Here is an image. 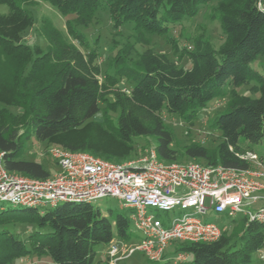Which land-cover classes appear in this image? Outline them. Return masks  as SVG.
<instances>
[{
	"label": "trees",
	"instance_id": "trees-1",
	"mask_svg": "<svg viewBox=\"0 0 264 264\" xmlns=\"http://www.w3.org/2000/svg\"><path fill=\"white\" fill-rule=\"evenodd\" d=\"M25 1L0 0L10 8L8 16L0 17V103L21 108L18 115L27 127L18 135L3 119L8 118V124L20 119L5 108L1 111L0 154L9 172L34 179L50 177L40 162L23 159L24 142L31 134L40 144L59 143L69 151L102 154L111 162L128 157L138 145L137 138H154L159 160L176 162L177 152L172 149L175 139L164 114L190 121L212 101L227 95L231 101L226 111L213 122L222 133L221 143L213 152L192 145L184 148L183 154L191 160H205L207 166L253 168L241 158L245 151L239 141L241 137L249 144L264 141V75L254 68L258 58L264 57V0H222L216 13L225 42L216 50L210 41L196 38L189 53L190 69L178 67L152 50L143 53L134 66L118 59H124L120 54L114 68L131 83L128 92L100 83L96 51L84 54L78 49L71 38L83 45L86 42L75 27L70 26L67 34L52 23L45 26L46 52L23 43L20 31L33 23L31 12L22 7ZM40 1L62 15H76L77 27L88 25L105 9L114 30L132 24L139 35H166L172 26L195 17L210 0ZM242 86H249L252 96L240 95L237 89ZM102 103L106 104L104 109ZM110 110L118 114L116 126L109 117L98 125L92 122L99 113ZM107 125L116 140L114 149L93 147L87 138L74 143L69 140L90 126L106 130ZM4 206L0 204V264L31 256H48L54 264H94L96 246L110 245L114 240L137 241L131 231V213L105 215L88 203H64L43 211ZM15 223L34 224L37 230L21 239L7 228ZM232 225L215 242L178 244L172 254L187 253L192 264L250 263L255 252L264 250V224L242 217L234 219ZM97 264H107V260Z\"/></svg>",
	"mask_w": 264,
	"mask_h": 264
},
{
	"label": "built area",
	"instance_id": "built-area-1",
	"mask_svg": "<svg viewBox=\"0 0 264 264\" xmlns=\"http://www.w3.org/2000/svg\"><path fill=\"white\" fill-rule=\"evenodd\" d=\"M49 155L59 173L34 179L9 172L0 154V204L43 211L64 203L95 205L107 197L118 199L122 208L131 212L130 219L142 237L135 245L114 240L106 253L107 264H127L136 253L152 264L188 263L187 253L169 256L174 244L212 243L227 231L198 218L210 211L232 220L243 214L248 221L264 224V205L254 207L264 200V171L196 162L165 163L155 150L125 165L58 147L50 148ZM241 158L260 163L252 151ZM149 210L169 214L168 220L149 214ZM177 211L183 215L177 216Z\"/></svg>",
	"mask_w": 264,
	"mask_h": 264
},
{
	"label": "rangeland",
	"instance_id": "rangeland-1",
	"mask_svg": "<svg viewBox=\"0 0 264 264\" xmlns=\"http://www.w3.org/2000/svg\"><path fill=\"white\" fill-rule=\"evenodd\" d=\"M222 0H210L208 4L202 6L199 13L195 17L186 18L181 23H178L171 27V30L166 35L158 34H142L139 35L134 30L132 24L122 26L118 30L113 29L112 20L108 10L102 9L97 12L93 20L86 26H76V15H62L52 5L40 0H26L22 6L24 9L31 12L32 25L26 29L20 28L17 31L21 32V40L23 43L34 47H39L41 52H46L49 46L48 40L44 34V28L49 23H52L56 28L65 33H69V27L77 28L84 36L86 45L81 44L78 40L71 38V41L81 50L84 54L90 53L92 49L96 51L95 64L100 69L99 80L104 86H109V89L117 88L122 91H129L131 89V83L128 79L120 77L116 74L117 68H114V62L120 54L124 55V59H121L130 66H134L138 63L143 53L148 50H152L156 53L165 55L170 61L174 62L178 67L184 69H190L192 62L189 56L190 51L193 48V41L196 38H203L211 42L212 46L218 50L225 42V36L223 34L222 25L218 20V14L216 13V7ZM10 8L7 5L0 4V17L8 16ZM122 50V53L119 51ZM254 68L264 75V57L258 58L254 63ZM112 77H116L113 80ZM240 95L252 96L249 86H242L237 89ZM231 101V95L216 99L212 101L207 107L203 108L197 113V116L192 120L186 121L180 115L169 116L164 114L166 125L171 128L174 135V143L172 149L177 152L178 163H199L206 165L205 160H191L184 156L183 150L192 145H201L210 152H213L216 147L222 141V133L219 129L213 127L214 119L226 111L229 102ZM101 107L104 109L106 104L102 103ZM7 109L8 112L20 119L18 114H21L22 109L16 107H6L3 103H0V120L3 115L1 111ZM108 115V116H107ZM112 118L115 126L118 119V114L113 110H110L108 114L103 112L99 113L92 122L101 124L105 118ZM4 118V117H3ZM23 120H12L10 124L8 118L3 119V123L6 126L11 127L13 130L18 131V135H22L27 127L24 126ZM24 123V124H23ZM107 123V122H106ZM112 123V122H111ZM108 126V125H107ZM92 127V126H90ZM85 129L81 132L74 134L69 140L70 142H80L83 138H87L89 143L93 147H102L107 149H114L116 140L113 135L112 129L92 127ZM78 139H80L78 141ZM86 139V140H87ZM85 140V139H83ZM87 140V141H88ZM137 146L131 152V154L121 160H116L118 164H128L134 162L146 156L150 150H155L157 141L154 138L141 137L136 139ZM63 148L61 144H40L37 142L34 134H31V138L24 142L23 146V159L30 161L40 162L45 170L50 173V177H53L59 173L57 165L54 163L49 155L50 148ZM239 147L246 151H252L256 153L260 158V163H252V169L264 171V141L259 144H249L243 137L240 138ZM98 158H106L102 154H97ZM263 165V166H262ZM264 183V178L262 179ZM264 195V190L261 192ZM264 205L259 203L255 208ZM95 206L99 207L105 215H109L111 212L113 215L119 213L130 214L129 210L122 208L118 199L104 198L98 201ZM4 207H8L4 206ZM177 216L181 217L182 212H176ZM149 214L155 215L163 221L168 220L166 213L159 212L157 210H149ZM243 214H238L235 220H239L243 217ZM204 223H216L222 228H233V220L227 215H216L213 212H209L205 216H198ZM9 230L18 234L21 239H25L31 232L37 230L36 225L30 223H15L7 226ZM229 228V229H230ZM131 231L134 232L135 239L131 244L135 245L142 237V233L134 226L131 225ZM229 231V230H228ZM178 244H174L170 251V257H173L172 252L176 250ZM109 249V245H99L94 248L96 252V258L94 264L104 263L107 260L106 253ZM264 250L255 252L252 255V261L247 264H264ZM127 264H152L142 253L134 254L127 262ZM12 264H54L48 256H31L14 261ZM164 264V263H157ZM174 264V263H172ZM192 264V256H189L188 263Z\"/></svg>",
	"mask_w": 264,
	"mask_h": 264
},
{
	"label": "crops",
	"instance_id": "crops-1",
	"mask_svg": "<svg viewBox=\"0 0 264 264\" xmlns=\"http://www.w3.org/2000/svg\"><path fill=\"white\" fill-rule=\"evenodd\" d=\"M230 227H231V226H230ZM230 227H229V228H230ZM225 228H226V227H225ZM229 228H227V230H231V228H230V229H229Z\"/></svg>",
	"mask_w": 264,
	"mask_h": 264
}]
</instances>
